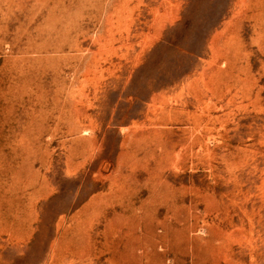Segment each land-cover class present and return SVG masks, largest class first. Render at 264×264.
<instances>
[{
    "label": "rangeland",
    "instance_id": "rangeland-1",
    "mask_svg": "<svg viewBox=\"0 0 264 264\" xmlns=\"http://www.w3.org/2000/svg\"><path fill=\"white\" fill-rule=\"evenodd\" d=\"M106 246L264 264V0H0V264Z\"/></svg>",
    "mask_w": 264,
    "mask_h": 264
},
{
    "label": "bare ground",
    "instance_id": "bare-ground-1",
    "mask_svg": "<svg viewBox=\"0 0 264 264\" xmlns=\"http://www.w3.org/2000/svg\"><path fill=\"white\" fill-rule=\"evenodd\" d=\"M70 243H73V239L70 241ZM70 246V245H69ZM70 248V247H69ZM72 250H70V252L75 255V256H79L81 259H86L89 256L93 255L96 253V250L94 248H92L90 245H83V246H78L76 244L73 243V246L71 248ZM57 252V251H56ZM60 252V251H59ZM69 252V251H68ZM69 252V253H70ZM99 253H106L109 254V258L110 261L114 262L115 261V254H114V250L111 247H107L103 250H101V252L99 251ZM119 260H117V262H114V264H118Z\"/></svg>",
    "mask_w": 264,
    "mask_h": 264
}]
</instances>
